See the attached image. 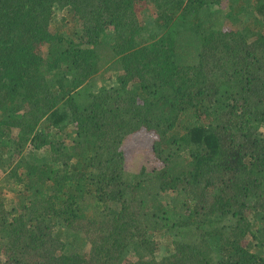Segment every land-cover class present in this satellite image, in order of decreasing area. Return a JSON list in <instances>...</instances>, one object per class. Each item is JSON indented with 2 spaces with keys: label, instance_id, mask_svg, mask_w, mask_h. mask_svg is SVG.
<instances>
[{
  "label": "trees",
  "instance_id": "1",
  "mask_svg": "<svg viewBox=\"0 0 264 264\" xmlns=\"http://www.w3.org/2000/svg\"><path fill=\"white\" fill-rule=\"evenodd\" d=\"M250 14L264 0H0V264H264Z\"/></svg>",
  "mask_w": 264,
  "mask_h": 264
},
{
  "label": "rangeland",
  "instance_id": "2",
  "mask_svg": "<svg viewBox=\"0 0 264 264\" xmlns=\"http://www.w3.org/2000/svg\"><path fill=\"white\" fill-rule=\"evenodd\" d=\"M136 10H139V9H136ZM138 16L144 24L146 25L150 24L151 16H152L150 9H147V8L140 9L138 11ZM69 20H70L69 17L67 15L65 16L64 10L56 9L55 17L53 21H51L50 27L52 30H58V28L61 26V23L65 22L69 28V26H71L72 24ZM245 23L247 25L248 24L255 25L257 30H260L259 34H262L264 36V24H262V26L258 25L255 22L254 17L251 14L245 17ZM115 78H116L115 73L105 74L104 76L102 74V76L96 78V82L94 86L98 88V86L100 87L103 83H106V82H108V84L113 85L115 84ZM106 80H111V81H106ZM147 140L148 138L146 137L145 138L144 137H141V138L131 137L124 144L123 152L125 154L126 162L128 163L127 166L129 167V169L131 170L137 169L141 165L148 164V158L150 157L149 155H146L145 153L146 151L145 144L148 148ZM158 244H160V250L156 255L158 258H160L161 256L165 255V253L167 252H165L164 250V248H166L164 244H161L160 242H158Z\"/></svg>",
  "mask_w": 264,
  "mask_h": 264
}]
</instances>
